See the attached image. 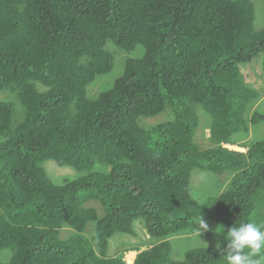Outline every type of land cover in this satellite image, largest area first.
Returning <instances> with one entry per match:
<instances>
[{"label":"trees","instance_id":"16d2710c","mask_svg":"<svg viewBox=\"0 0 264 264\" xmlns=\"http://www.w3.org/2000/svg\"><path fill=\"white\" fill-rule=\"evenodd\" d=\"M254 19L248 0H0V91L12 90L22 108L14 125V105L0 102V252H10L0 264H126L127 252H137L132 264H223L213 247L177 261L168 241L113 257L108 242L132 235L137 220L165 239L194 231L202 217L225 243L223 228L236 221L264 226V140L245 152L224 147L248 131L256 98L241 76V65L264 58V27L255 30ZM107 41L144 54L90 100L87 86L112 69ZM194 104L210 117L213 148L194 142ZM167 107L172 120L139 125ZM45 161L87 174L54 184ZM96 164L109 172L93 171ZM195 169L230 171L229 187L196 203ZM89 201L102 217L84 207ZM64 227L73 231L65 239Z\"/></svg>","mask_w":264,"mask_h":264},{"label":"rangeland","instance_id":"374dc122","mask_svg":"<svg viewBox=\"0 0 264 264\" xmlns=\"http://www.w3.org/2000/svg\"><path fill=\"white\" fill-rule=\"evenodd\" d=\"M248 1L252 3L254 8V29L261 30L264 27V0ZM104 50L112 56V69L107 74L96 76L87 86L86 94L87 98L90 100L96 99L101 92L113 86L115 80L123 74L127 60L140 59L144 54V50L140 45L135 46L132 51L127 52L110 41L106 42ZM241 76L245 85L256 93V98L249 104L245 113L248 131L246 133H237L233 135L230 138L231 145H224V147L229 150L245 152L252 144L264 140V121H260L256 125L250 124V118L254 113L264 115L263 56H256L250 63L241 65ZM36 90L38 93H43L44 91L39 84H36ZM0 102H9L14 105L15 114L13 123L17 125L22 120V108L16 94L10 89L2 90L0 91ZM194 109L199 119L194 142L202 149L213 148L214 145L209 134L210 117L199 105L194 104ZM172 117V112L167 107L156 116L139 118V125L144 129H149L159 123L172 120ZM43 168L54 184H62L65 181L75 180L87 174L85 172H76L70 167H59L52 161H45L43 163ZM93 171L107 173L109 172V167L96 164ZM231 177L232 173L230 171H226L222 174H212L210 172L195 169L191 173L189 182L190 196L199 204L203 203L208 198L217 197L229 187ZM84 207L94 209L99 217H102L104 214L102 206L96 201H89L85 203ZM258 207L259 211L264 216V195L260 202L258 201ZM94 227V223L88 224L83 233L84 236L90 238L93 235ZM132 230V235L116 233L111 237L108 242V257H113L125 249H138L139 251H143L161 241H168L172 249V258L179 261L184 258V254L188 250L204 247H213L217 249V245H219L220 251L222 252L227 244L221 240L218 231L213 229L201 233L199 238L202 242L198 237L193 235V230L184 231L165 239L153 238L147 234L144 223L141 220H137L133 223ZM72 233L73 231L70 228L64 227L60 232V237L65 239ZM136 253L137 252H127L124 254L126 264L133 263ZM9 257L10 252L8 250L0 252V258L3 262L7 261ZM263 261L264 260H261L260 264H262Z\"/></svg>","mask_w":264,"mask_h":264},{"label":"clouds","instance_id":"9594fccd","mask_svg":"<svg viewBox=\"0 0 264 264\" xmlns=\"http://www.w3.org/2000/svg\"><path fill=\"white\" fill-rule=\"evenodd\" d=\"M237 223L238 226H235ZM208 230V224L201 217L193 235L199 238L202 232ZM223 232L227 242L221 252L223 264H260V260H254L253 257L264 254V226L255 222L236 221L226 233L223 228ZM217 250H220L219 245Z\"/></svg>","mask_w":264,"mask_h":264}]
</instances>
